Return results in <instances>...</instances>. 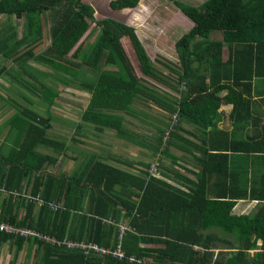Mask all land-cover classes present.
Segmentation results:
<instances>
[{
	"label": "trees",
	"instance_id": "obj_1",
	"mask_svg": "<svg viewBox=\"0 0 264 264\" xmlns=\"http://www.w3.org/2000/svg\"><path fill=\"white\" fill-rule=\"evenodd\" d=\"M170 1L192 22L173 44L175 75L155 69L133 26L112 17L96 19L94 8L83 0H0V16L5 17L0 21V76L11 78L13 95L14 84L32 95L35 90L39 103L49 110L59 90L38 81L28 60L67 75L68 83L85 74L87 66L96 73L80 82L90 96L76 127L89 123L100 132L109 129L121 139L161 151L168 126L157 127L149 139L148 131L125 125L124 114L138 115L136 102L148 101L206 127L220 103L214 93L227 89L223 99L231 100L229 92L241 82L249 84L264 76V0H204L199 6ZM138 2L110 0L108 5L122 10ZM46 15L49 44L36 53ZM13 19H22L24 31L19 36ZM214 31L220 38H212ZM93 32L94 40L86 42ZM224 44L229 52L225 60ZM112 65L115 71L101 69ZM145 77L168 85L179 97L148 84ZM19 91L22 101L33 103L31 95ZM14 102L18 109L5 119L14 132L13 146L0 153V220L49 238L0 232V244L9 243L15 254L24 247L32 249L35 260L29 262L27 254L24 264H264V209L252 216L230 213L233 199L259 197L253 188L226 200H212L206 195L204 170L192 188L183 191L149 175L148 162L118 154L106 158L94 154L70 173H56L53 168L68 145L47 134L51 126L47 115ZM170 131L163 152L175 139L176 129ZM35 198L42 203L38 205ZM121 224L126 229L119 238ZM52 238L111 249L119 241L124 254L121 258L86 254L80 247L53 243Z\"/></svg>",
	"mask_w": 264,
	"mask_h": 264
},
{
	"label": "rangeland",
	"instance_id": "obj_2",
	"mask_svg": "<svg viewBox=\"0 0 264 264\" xmlns=\"http://www.w3.org/2000/svg\"><path fill=\"white\" fill-rule=\"evenodd\" d=\"M83 1L89 3L94 8V15L96 19L112 17L133 26L135 28L136 34L139 36L146 51L150 55L155 69L163 75H175L173 69H176L175 63L177 61V57L173 44L179 36L189 29L191 26V21L184 14H182L170 0H139L138 4L134 8L122 10L110 9L108 5L110 0ZM178 1L185 4L199 6L204 0ZM43 20L44 37L40 43H37L39 44V48L36 50V53L43 49L45 50L49 44L50 38L48 29L50 18L46 15ZM0 21L5 22V17L0 16ZM13 23L15 24V29L19 36L24 31L22 19H13ZM93 25L94 23L91 24L90 28ZM96 34V32L91 33L85 41L91 43L94 40ZM212 38H220L219 32H212ZM126 48L127 50L129 49L127 45ZM129 54L136 65L135 59L130 51ZM28 64L32 68V74L36 76L38 81L50 85L55 90H59V96L56 98L55 104L52 105L49 110H46V108H44L45 106L39 103L41 101L36 98L37 93L35 90L34 94L32 95L28 88H25L24 86L19 87L14 84L13 87H15V92L19 93V88L21 91H26L27 95L32 96L31 98L33 103L28 104L26 101H22V99L19 97V94L16 93L13 95L12 92L9 91V89L12 90V84L9 85L10 83H8L10 82L11 78L7 77L6 75L0 76V119L5 117L4 119L7 120L13 114V112L18 109V105L14 101H20L21 104L26 105L37 113L44 116L47 115L49 117L51 126L49 127V132L47 131L48 135L69 142L70 144L74 143L72 146V148H74L73 151H71L72 149L68 150L67 154L76 156L79 163L88 152L93 150L121 154L133 159L134 161L139 160L148 162V160L152 159V155L149 153L147 147L120 139L114 134L112 130L107 129L103 132H99L91 127V124L89 123H83V126L81 125L82 127H76L77 123L80 122V113L85 107L90 96L89 91L86 88L80 86V82H82V79L91 80L95 76L96 71L88 68L87 66H83L85 74L82 76H75L74 79H70L72 82L69 81L68 83L65 81L66 78H68L67 75L57 73L33 59H29ZM101 69L115 71L116 68L112 65V67L105 66ZM24 78L28 80L30 79V77L26 75ZM144 81H148V84L150 85H155L163 92L174 94L172 92L173 88L162 84V82H157L148 77H145ZM36 87H39V85L36 84ZM134 107L136 108L135 110H137L138 115H124L125 125L134 131L146 132L149 130L152 131L153 134H156V130L153 128V126L156 124L161 125V121L164 119L160 109L148 101L145 103L136 102ZM170 118L172 119V116ZM5 127L6 123H1L0 120V130H5ZM11 132L14 133L13 131ZM1 134H4V131H0V135ZM72 138H74V140H72ZM3 145L4 143L2 144L0 142V150L4 149ZM43 150L45 151V149ZM0 153L3 154L2 151H0ZM66 162V158L62 157L57 168L53 170L56 173H59L63 170V167L66 166ZM77 166L76 164L71 165L69 163V168L66 169L68 170L72 167L76 168ZM14 250L15 248L11 246L9 247V243H1L0 264H9L11 261L13 264H24L27 254L29 255V262L33 261V259L35 260V257H32V249L29 250V248L24 247L17 254H15Z\"/></svg>",
	"mask_w": 264,
	"mask_h": 264
},
{
	"label": "crops",
	"instance_id": "obj_3",
	"mask_svg": "<svg viewBox=\"0 0 264 264\" xmlns=\"http://www.w3.org/2000/svg\"><path fill=\"white\" fill-rule=\"evenodd\" d=\"M228 53L224 44L222 46L223 60L228 57ZM172 92L174 94L168 92L170 96L179 97L178 91L173 89ZM226 93L227 89L214 93L220 99V103L217 108H214L212 114H215H210V124L206 127L202 126L203 124L200 125L196 119L190 117L180 119L178 115L176 121L172 122L170 117L173 114L157 106L164 119H162L161 125L156 124L153 128L157 131L159 126L162 128L168 126L167 129H171L170 134L176 129L175 139L168 145L167 152L163 151L169 138L166 145L160 149L161 151H153L148 148L152 155V159L148 160V166L152 163L159 164L158 170L154 174L149 172L148 174L162 179L180 190L189 191L196 178L201 177L199 172L204 170L203 182L206 185V195L212 200H220L218 198L226 200L236 193H241L244 190L249 191L250 188H253L259 197L250 198L241 195L239 198L233 199L234 205L230 210L233 215L252 216L259 209H264V76L252 78L249 84L241 82L235 91L229 92L230 98L233 100H224L223 96ZM202 103L200 102L198 105L202 106ZM4 118L0 120L5 124ZM208 119L209 116H207ZM81 125L83 126V124ZM5 130H0L4 131V134L0 135V142L4 143V149L0 151L6 154L13 146V134L7 124ZM152 134L153 132L148 130V138ZM66 144L68 146L65 154L59 156V160L53 168H57L62 157H65L67 164L60 172L70 173L75 167L67 170L69 163L77 166L94 154L104 158L109 154H115L93 150L88 152L79 163L76 156L67 154L68 150L72 149L71 151H73L74 143L66 142ZM45 151L49 152L47 149ZM110 162L114 163L112 160ZM1 200L2 195L0 194V204ZM212 231H216V229H212ZM224 238L232 239L231 236H224ZM260 243L261 241L258 240L257 244ZM250 254H252V250H250Z\"/></svg>",
	"mask_w": 264,
	"mask_h": 264
},
{
	"label": "built area",
	"instance_id": "obj_4",
	"mask_svg": "<svg viewBox=\"0 0 264 264\" xmlns=\"http://www.w3.org/2000/svg\"><path fill=\"white\" fill-rule=\"evenodd\" d=\"M177 119V114L174 113L172 115V122H175ZM168 133H169V129H167L164 132V136L162 137V143L160 146V149H162L167 142L168 139ZM158 163H152L148 166V172L150 174H154L157 170H158ZM4 193H6V191L2 190ZM37 200V204H41L42 201L39 198H35ZM126 229V226L121 224L119 226V230H120V235L119 238L121 237V234L124 233ZM0 232H4V233H17L20 235H36L38 238H45L46 240H49L48 237L45 236H41L39 233L28 229V228H23V227H16L10 223H7L3 220H0ZM53 243H57L58 245L60 244H65L68 247H80L82 250H84V252L86 254L93 252V253H104V254H108L110 253L112 256H117L118 258L123 257V250L120 247V242L118 241V243L115 245V247L113 249L109 248V247H101L98 246L97 244H94L92 242L90 243H76V242H72L71 240H67V239H63V240H56L54 238H52Z\"/></svg>",
	"mask_w": 264,
	"mask_h": 264
}]
</instances>
